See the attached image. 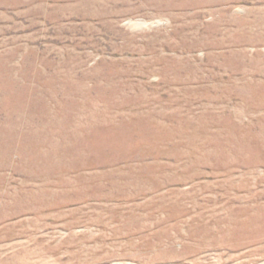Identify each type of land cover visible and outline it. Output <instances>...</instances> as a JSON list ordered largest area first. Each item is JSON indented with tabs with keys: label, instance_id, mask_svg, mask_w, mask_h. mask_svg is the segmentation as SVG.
Returning a JSON list of instances; mask_svg holds the SVG:
<instances>
[{
	"label": "rangeland",
	"instance_id": "rangeland-1",
	"mask_svg": "<svg viewBox=\"0 0 264 264\" xmlns=\"http://www.w3.org/2000/svg\"><path fill=\"white\" fill-rule=\"evenodd\" d=\"M0 264H264V0H0Z\"/></svg>",
	"mask_w": 264,
	"mask_h": 264
},
{
	"label": "bare ground",
	"instance_id": "bare-ground-1",
	"mask_svg": "<svg viewBox=\"0 0 264 264\" xmlns=\"http://www.w3.org/2000/svg\"><path fill=\"white\" fill-rule=\"evenodd\" d=\"M142 24V23H141Z\"/></svg>",
	"mask_w": 264,
	"mask_h": 264
}]
</instances>
